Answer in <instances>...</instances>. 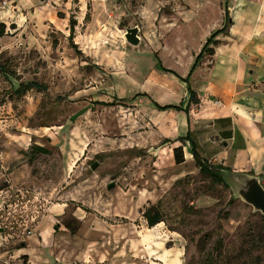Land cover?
<instances>
[{
  "label": "rangeland",
  "instance_id": "374dc122",
  "mask_svg": "<svg viewBox=\"0 0 264 264\" xmlns=\"http://www.w3.org/2000/svg\"><path fill=\"white\" fill-rule=\"evenodd\" d=\"M242 4L0 0V264H152L173 244L164 231L184 264H264V215L193 158L174 163L182 142L165 143L151 104L187 88L159 63L185 77L206 30ZM157 201L164 221L148 228Z\"/></svg>",
  "mask_w": 264,
  "mask_h": 264
},
{
  "label": "crops",
  "instance_id": "0c3cea01",
  "mask_svg": "<svg viewBox=\"0 0 264 264\" xmlns=\"http://www.w3.org/2000/svg\"><path fill=\"white\" fill-rule=\"evenodd\" d=\"M242 1L237 19L232 12L231 23L225 32L215 37L217 43L211 45L214 53L208 54L209 58L204 62L201 57L188 79L198 103L191 109L192 103L185 111L188 85L175 76L186 84V90L178 87V97L171 100L161 94L153 100L159 105H181L182 109L158 110L151 102L152 113L165 115L164 121L157 122L164 131V138L174 140L189 131L203 158L235 172H252L264 185V0L259 4ZM219 26L208 28L204 38ZM180 96L184 97V102L176 104ZM215 100L220 104H214ZM183 150L184 156L191 159L189 141H185ZM167 232L163 234L173 244L159 248L157 256H153L157 262L150 260L149 263L184 264L180 238L174 232ZM46 238L42 235L43 241Z\"/></svg>",
  "mask_w": 264,
  "mask_h": 264
},
{
  "label": "trees",
  "instance_id": "16d2710c",
  "mask_svg": "<svg viewBox=\"0 0 264 264\" xmlns=\"http://www.w3.org/2000/svg\"><path fill=\"white\" fill-rule=\"evenodd\" d=\"M231 23V20L229 19L228 14H225V19H224V24L220 29H217L215 31H213L207 38L206 41L204 42V44L202 45L199 53L195 56L194 61L187 73V75L185 77H181L177 74H175L174 72L163 68V66L159 63V65L161 66L160 69L164 70L165 72H170L172 75L176 76L178 79L182 80L183 82H185L188 85V99H187V106L185 108V111H188L189 106L193 103L196 104L198 103V97L195 93V91L189 86V77L191 75V73L193 72L194 68L196 67V65L199 63L201 57L207 53L209 55L213 54V48H211V45H215L217 43V41L215 40V37L219 34V33H224L225 30L227 29L228 25ZM73 27H74V21H70V35L69 38H72L73 35ZM5 24L0 22V36L4 35L5 33ZM75 49L76 47L74 46V44H71ZM78 51V50H77ZM0 71L2 73H5V69L2 68V66L0 65ZM37 86V83L35 82H28L26 84H24V86L22 88H20V91H26L27 89H30L31 87H35ZM152 104L154 105V107L158 110H166V109H176V110H180L181 105H173V104H166V105H159L157 102H155L154 100L151 99ZM105 105H113V102H106V103H102ZM179 141L182 142L181 145L175 146L172 151H173V160L174 163L179 164L182 163L184 161V150H183V145L185 141H189L191 143L192 146V158L194 159L196 166L198 167L200 173L202 175L208 176L213 182L216 183H224L223 178L221 177V175L219 174V170L221 168H226L224 166H222L221 164H212L210 163L207 159L203 158L197 151L195 143L193 142V140L191 139L190 136V132L187 131L186 135L184 136H179L177 138ZM171 140L166 138L165 139V143L170 142ZM36 150L38 152H45L46 149L41 147V146H36ZM229 169V168H228ZM142 216L144 217L146 224L148 227H152L160 222H163V213L160 210V201H157L156 204H152L149 207H147L144 211Z\"/></svg>",
  "mask_w": 264,
  "mask_h": 264
},
{
  "label": "water",
  "instance_id": "95a60500",
  "mask_svg": "<svg viewBox=\"0 0 264 264\" xmlns=\"http://www.w3.org/2000/svg\"><path fill=\"white\" fill-rule=\"evenodd\" d=\"M139 31L138 26L125 28V41L134 46L139 45L141 41ZM96 166L97 162L91 164V168ZM219 174L231 187L235 197H239L244 203L250 205L253 211H259L264 215V185L258 175L252 172H235L228 168H221ZM113 185L110 182L107 188H112Z\"/></svg>",
  "mask_w": 264,
  "mask_h": 264
},
{
  "label": "built area",
  "instance_id": "2783aa9c",
  "mask_svg": "<svg viewBox=\"0 0 264 264\" xmlns=\"http://www.w3.org/2000/svg\"><path fill=\"white\" fill-rule=\"evenodd\" d=\"M214 104H220V101L219 100H215Z\"/></svg>",
  "mask_w": 264,
  "mask_h": 264
}]
</instances>
